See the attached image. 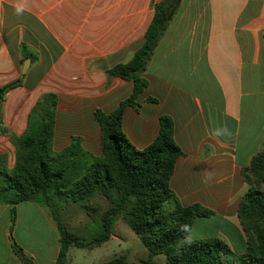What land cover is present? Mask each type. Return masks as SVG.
Wrapping results in <instances>:
<instances>
[{"label":"crops","instance_id":"crops-1","mask_svg":"<svg viewBox=\"0 0 264 264\" xmlns=\"http://www.w3.org/2000/svg\"><path fill=\"white\" fill-rule=\"evenodd\" d=\"M162 1L27 0L17 16L18 0H0V87L22 80L0 104V155L9 168L14 139L26 133L46 94L57 98L53 150L78 138L100 155L96 112L113 113L135 88L108 72L143 47ZM141 77L147 89L123 113L127 139L144 150L158 138L161 117L169 118L182 153L170 187L182 206L212 213L194 221L193 239L219 238L245 253L243 171L264 147V0H180ZM222 126L231 136L211 135ZM205 171L214 173L207 184ZM59 240L55 220L39 204H0V264H27L13 243L34 264H55Z\"/></svg>","mask_w":264,"mask_h":264},{"label":"trees","instance_id":"trees-1","mask_svg":"<svg viewBox=\"0 0 264 264\" xmlns=\"http://www.w3.org/2000/svg\"><path fill=\"white\" fill-rule=\"evenodd\" d=\"M180 0H163L154 7L153 20L145 34L143 47L132 60L108 72L109 76L133 81L132 96L111 114L96 112L102 128L100 155L84 150L78 138L62 152L51 146L57 109L54 94L44 95L29 118L26 133L14 139L16 162L9 168L0 155V204L17 205L32 201L46 209L55 220L60 235V252L55 264H68L71 247L92 250L107 243L119 217L124 215L129 228L150 252L149 259L130 262L125 256L102 264H153L152 257L166 256V264H264V147L243 171L247 190L238 216L247 238L245 253L235 252L219 238L192 239L184 242L182 225L193 226L197 218L212 213L199 205L182 206L170 187L175 162L181 150L174 142V126L167 117L160 119L156 141L144 150L127 139L122 120L125 108L148 86L141 77L163 37ZM22 84L17 80L0 87V104L6 94ZM93 196L108 202L101 211L100 232L90 239L69 231L62 222L60 205L71 202L84 208L91 217L97 208ZM16 216L13 212V222ZM17 257L34 264L22 248L13 243Z\"/></svg>","mask_w":264,"mask_h":264},{"label":"rangeland","instance_id":"rangeland-1","mask_svg":"<svg viewBox=\"0 0 264 264\" xmlns=\"http://www.w3.org/2000/svg\"><path fill=\"white\" fill-rule=\"evenodd\" d=\"M90 204L98 210L93 217L80 205L71 202L61 204L59 213L62 222L69 231L87 239L100 232V214L101 211L108 208V202L99 196H93L90 199ZM120 256H125L130 262L150 258L148 248L129 228L124 215L117 220L113 235L107 243L92 250L71 247L67 254V260L68 264H102ZM152 262L153 264H166V256H154Z\"/></svg>","mask_w":264,"mask_h":264},{"label":"clouds","instance_id":"clouds-1","mask_svg":"<svg viewBox=\"0 0 264 264\" xmlns=\"http://www.w3.org/2000/svg\"><path fill=\"white\" fill-rule=\"evenodd\" d=\"M14 10H15V14L17 16H21L24 14V12L27 10V0H18V2L14 5ZM231 131L226 127V126H222V127H217L214 128L211 132V135L214 137H227V136H231ZM214 179V173L210 172V171H205L203 174V179L202 182L207 184L210 181H212ZM180 231L182 233H184V242L187 244H190L192 242V226L185 224L182 225L180 228Z\"/></svg>","mask_w":264,"mask_h":264},{"label":"water","instance_id":"water-1","mask_svg":"<svg viewBox=\"0 0 264 264\" xmlns=\"http://www.w3.org/2000/svg\"><path fill=\"white\" fill-rule=\"evenodd\" d=\"M26 72V69L24 70V73Z\"/></svg>","mask_w":264,"mask_h":264}]
</instances>
